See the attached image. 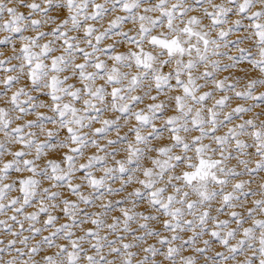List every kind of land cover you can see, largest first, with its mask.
Listing matches in <instances>:
<instances>
[{"label": "snow or ice", "instance_id": "obj_1", "mask_svg": "<svg viewBox=\"0 0 264 264\" xmlns=\"http://www.w3.org/2000/svg\"><path fill=\"white\" fill-rule=\"evenodd\" d=\"M0 264H264V0H0Z\"/></svg>", "mask_w": 264, "mask_h": 264}]
</instances>
